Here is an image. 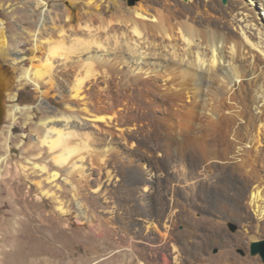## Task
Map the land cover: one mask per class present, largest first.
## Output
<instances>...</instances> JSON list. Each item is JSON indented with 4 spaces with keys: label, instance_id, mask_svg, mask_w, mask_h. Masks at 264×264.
Here are the masks:
<instances>
[{
    "label": "rangeland",
    "instance_id": "1",
    "mask_svg": "<svg viewBox=\"0 0 264 264\" xmlns=\"http://www.w3.org/2000/svg\"><path fill=\"white\" fill-rule=\"evenodd\" d=\"M44 1L49 7L55 3ZM62 1L74 13L85 2ZM109 1L127 8L140 0H105ZM169 1L173 10L211 24L218 22L219 8L233 4L243 9L245 2L250 6L248 0ZM34 3L0 0L5 49L9 60H14V83L5 100L0 129V161L7 158L0 162V238L12 222L24 218L14 213L16 198L32 202L34 210L60 215L57 204L41 196L36 183L45 174L33 165L55 170L38 143V125L53 112L63 111L64 105L58 96L42 98L26 84L23 74L30 61L18 59L31 56L35 44L32 35L40 11L34 9ZM250 9L264 23V15L254 6ZM129 67L120 70L123 73ZM161 86L158 79L112 90V99L105 106L114 120L98 122L101 127L95 131L104 139L96 146L104 162H85L86 178L80 190L64 183L62 177L57 181L60 189L42 184L65 209L59 223L61 239L31 245L47 254L9 257L0 253V264H164V256L168 264H264L259 255L250 254L251 243L264 240V219L255 220L247 207V177L242 169L230 166L232 160L213 141L208 144L210 150L219 151L218 157L209 156L196 164V134L180 127L190 103L182 96V106L177 107L163 96ZM259 149L264 152V146ZM257 163L252 173L263 180V166L260 160ZM21 166L26 168L24 172ZM247 171L249 175L250 169ZM3 244L0 239V249ZM11 246L19 245L12 241Z\"/></svg>",
    "mask_w": 264,
    "mask_h": 264
},
{
    "label": "bare ground",
    "instance_id": "2",
    "mask_svg": "<svg viewBox=\"0 0 264 264\" xmlns=\"http://www.w3.org/2000/svg\"><path fill=\"white\" fill-rule=\"evenodd\" d=\"M248 2L264 15V0ZM245 3L243 9L233 4L219 8L218 22L211 24L173 10L169 0H140L127 8L114 1L85 0L75 13L62 0H55L51 7L44 0H35L34 9L40 11L32 35L35 44L31 56L18 59L30 61L23 74L25 83L42 98L58 96L64 105L63 111L53 112L38 125V143L55 170L33 165L45 174L36 183L41 196L56 203L60 215L34 210L32 202L16 198L14 213L24 218L4 231L1 254H47L31 245L61 239L59 223L65 209L42 184L60 189L57 181L62 177L64 183L80 190L86 178L85 162H104L96 150L104 139L95 131L100 130L98 122L114 120L105 106L112 99V90L158 79L163 96L174 105L182 106V96L190 103L180 127L196 134V164L209 156L218 157L219 151L210 150L208 141L217 143L232 160L230 166L242 169L248 179L244 197L255 220L264 219V179L252 173L259 160L264 169V152L259 149L264 146V23ZM5 44L0 21V56L14 69ZM142 63L143 68L139 67ZM124 65L130 67L122 73ZM25 169L21 166L23 172ZM12 241L18 248L11 246ZM163 259L168 264L165 256Z\"/></svg>",
    "mask_w": 264,
    "mask_h": 264
},
{
    "label": "water",
    "instance_id": "3",
    "mask_svg": "<svg viewBox=\"0 0 264 264\" xmlns=\"http://www.w3.org/2000/svg\"><path fill=\"white\" fill-rule=\"evenodd\" d=\"M136 0H132L134 2ZM14 76L8 62L4 61L0 56V129L3 125L5 116V100L7 94L13 87ZM250 254L252 256L259 255L264 263V240L252 242L250 246Z\"/></svg>",
    "mask_w": 264,
    "mask_h": 264
}]
</instances>
